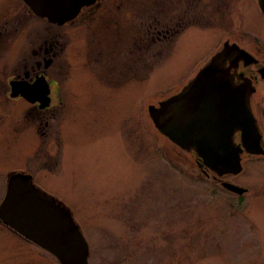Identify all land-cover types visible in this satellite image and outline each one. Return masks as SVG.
<instances>
[{"label":"rangeland","instance_id":"obj_1","mask_svg":"<svg viewBox=\"0 0 264 264\" xmlns=\"http://www.w3.org/2000/svg\"><path fill=\"white\" fill-rule=\"evenodd\" d=\"M153 1L100 0L58 26L0 0V198L10 173L32 175L72 216L89 264H264V158L234 177L255 192L229 217L241 206L190 188L185 152L147 113L230 35L227 17L264 40V16L247 0H193L190 12L168 8L153 38ZM175 14L186 27L167 29ZM44 54L52 105L40 111L8 96V80L31 77ZM8 231L0 223V264L11 242L16 264H58Z\"/></svg>","mask_w":264,"mask_h":264},{"label":"water","instance_id":"obj_2","mask_svg":"<svg viewBox=\"0 0 264 264\" xmlns=\"http://www.w3.org/2000/svg\"><path fill=\"white\" fill-rule=\"evenodd\" d=\"M30 11L49 23L63 25L73 20L82 7L100 0H22ZM264 13V0H257ZM234 53L224 45L198 69L175 94L147 106L156 130L180 149H196L203 162L218 174H238L240 155L264 154L258 125L248 106L247 91L235 86L225 66ZM9 96L38 103L39 109L50 105V86L44 75L34 80L14 78L9 81ZM241 132L235 147L232 134ZM227 189H244L224 182ZM0 220L18 234L49 252L59 264H89L88 244L70 213L33 184L32 175L12 172L0 202Z\"/></svg>","mask_w":264,"mask_h":264},{"label":"flooded vegetation","instance_id":"obj_3","mask_svg":"<svg viewBox=\"0 0 264 264\" xmlns=\"http://www.w3.org/2000/svg\"><path fill=\"white\" fill-rule=\"evenodd\" d=\"M126 1L128 3V0ZM192 1L193 0H168L164 2H161V0H156L155 2L153 1L154 4L152 8H153V13L155 17L154 26H153L154 30L152 31L153 38L154 37L159 38L162 33L166 34L164 30L160 29V26L158 27L159 23L161 22L160 21L161 12L168 11L167 10L168 8L173 10L174 12H176L177 10L180 12H184V10H186L187 12H190L189 9L192 7ZM251 2L255 3L257 10L259 11V14L264 16V13L258 7L257 0H247L248 4L249 3L251 4ZM95 4L91 5L90 7H93ZM83 8L80 10L79 14L76 17H78L80 14H82L86 10ZM86 8H89V6H86ZM245 12L246 11L244 9V11L241 13V17L246 15ZM186 17L187 16H185V18ZM223 18H226V16L223 15ZM41 19H44V18H41ZM226 19L231 21L230 27L227 29V32H226V33H230V35L222 36L214 52L196 68L193 74L187 78V81L185 83H187L190 79H192V77L195 75L198 69L202 67L209 60V58L215 52L220 50L224 45L233 46L234 53L232 54L231 60L228 59L226 61L225 66L228 69L229 75L232 77V80L235 86H237L238 88L242 90L247 91L246 93H247V98H248V106H249L250 112L252 113V116L254 117L258 125L259 131L262 134V141L264 143V40L263 39L261 40L257 35L253 34L251 31L241 30L240 26H236L237 22L232 21L231 16L227 17ZM73 22H74V19L71 21H68L67 23L63 25H69ZM187 22H188L187 18L185 21H182V18L177 19V16L175 14L174 19L168 22L169 27H167V29L170 27L177 29L178 26H179L178 29H183L184 27H186ZM176 24H179V25L177 26ZM58 26H62V25H58ZM42 51H43V46H42ZM45 51L47 52V48H45ZM47 67H48V61L45 58V54H44V57L41 58L40 61L37 60L35 64L32 66L31 68V70L33 71L32 76L29 77L27 80L32 81L38 75H44V77H46ZM11 79H14V77H12ZM11 79H9L8 82ZM49 86H50V97H51L52 89H51L50 83H49ZM178 91L179 90H177L176 92ZM8 92H10V89ZM8 96H9V93H8ZM32 105L35 106L36 109H39L38 103H34ZM51 105L52 104L50 102V105L48 107L44 109H39V110L44 111L45 109H49ZM232 139H233L235 147H237V145L240 144L241 132L238 130L234 131L232 134ZM168 145H169V149L173 153L174 152L179 153V152L184 151L185 155L187 156L186 160H187L188 167L190 168L191 171H194L197 173V176H196L197 181H191L190 188H195L193 185L199 184L200 186H198V188L207 190L210 195H213L212 197L215 196L219 198L220 196H222L223 197L222 199L226 200L227 202H232V203H235L241 206L240 209L236 213H233V212L229 213L230 215L229 217L234 218L233 216L235 214H238L241 211V208L243 207V205L244 204L246 205L245 200L249 199V197H252L251 194L255 192V190L253 191V188H249L244 184L234 181V177L237 176L243 170L246 164L263 159L264 154H261V155L251 154V153L246 152L245 149L242 148L241 152L239 153L242 170L238 174H235V175L218 174L216 171L208 167L203 162V160L198 156L196 149L193 148L192 146H188L186 150H182L177 145H175L174 143L170 141L168 142ZM224 182L235 184L238 187L243 188L244 190L241 193H237L236 191H233V190H230L224 187L223 186ZM6 183H5V189H6ZM256 190L258 191L257 188ZM4 193H5V190H4ZM3 196L0 198V202ZM0 223L7 225L1 220H0ZM252 225L253 224L251 223L250 228L252 227ZM11 230L13 229L9 227V231H8L9 235L12 234ZM232 231L236 232L237 230H232ZM244 244L245 242L242 245ZM1 264H16V245L14 243L11 242L9 245V249L7 251L5 250L4 255L1 256Z\"/></svg>","mask_w":264,"mask_h":264},{"label":"trees","instance_id":"obj_4","mask_svg":"<svg viewBox=\"0 0 264 264\" xmlns=\"http://www.w3.org/2000/svg\"><path fill=\"white\" fill-rule=\"evenodd\" d=\"M89 8H91V7L89 6ZM83 9H88V8L85 7V8H83ZM168 12H169V11L161 12V13H160V17H161V15H163V14H165V16L168 17V16H169ZM169 17H170V16H169ZM152 19L154 20V13H152ZM146 29H147V27H146ZM164 30H165V29H164Z\"/></svg>","mask_w":264,"mask_h":264}]
</instances>
